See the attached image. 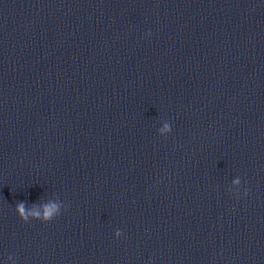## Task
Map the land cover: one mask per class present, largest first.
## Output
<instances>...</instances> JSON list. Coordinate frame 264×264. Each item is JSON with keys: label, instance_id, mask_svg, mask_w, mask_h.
<instances>
[{"label": "clouds", "instance_id": "clouds-1", "mask_svg": "<svg viewBox=\"0 0 264 264\" xmlns=\"http://www.w3.org/2000/svg\"><path fill=\"white\" fill-rule=\"evenodd\" d=\"M55 206H49L46 210H45V218H50L52 213H53V210H54ZM17 210L19 211V213L21 214L22 217H24L26 219V215H25V210H24V205L21 203L17 206ZM32 215H35V216H39V213H36V212H33Z\"/></svg>", "mask_w": 264, "mask_h": 264}]
</instances>
